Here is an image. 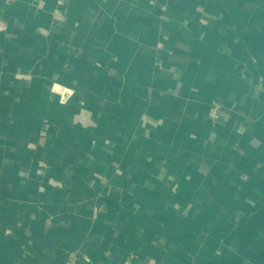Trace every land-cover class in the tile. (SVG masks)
<instances>
[{"label":"crops","instance_id":"obj_1","mask_svg":"<svg viewBox=\"0 0 264 264\" xmlns=\"http://www.w3.org/2000/svg\"><path fill=\"white\" fill-rule=\"evenodd\" d=\"M72 253L264 264V0H0V264Z\"/></svg>","mask_w":264,"mask_h":264},{"label":"built area","instance_id":"obj_2","mask_svg":"<svg viewBox=\"0 0 264 264\" xmlns=\"http://www.w3.org/2000/svg\"><path fill=\"white\" fill-rule=\"evenodd\" d=\"M221 109H222V104L219 101L212 102L210 107L208 108V117L213 124H215L217 121L220 120ZM78 259H80V256L77 253H72L69 256L68 262L66 264H74ZM81 259H83L88 263L91 261L89 256L87 255H82Z\"/></svg>","mask_w":264,"mask_h":264},{"label":"trees","instance_id":"obj_3","mask_svg":"<svg viewBox=\"0 0 264 264\" xmlns=\"http://www.w3.org/2000/svg\"><path fill=\"white\" fill-rule=\"evenodd\" d=\"M101 114H102V113H101ZM103 115H104V112H103ZM103 115H102V117H103ZM123 125H124V124H122V126H121V130H120V131L124 134V132H125V126H123ZM5 229H6V228L2 227V228H1V232L5 231Z\"/></svg>","mask_w":264,"mask_h":264}]
</instances>
